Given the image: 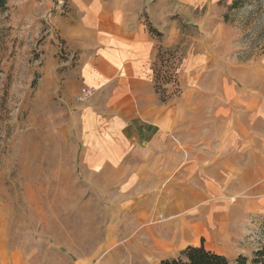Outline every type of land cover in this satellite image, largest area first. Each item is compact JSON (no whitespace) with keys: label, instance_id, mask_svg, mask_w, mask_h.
<instances>
[{"label":"crops","instance_id":"1","mask_svg":"<svg viewBox=\"0 0 264 264\" xmlns=\"http://www.w3.org/2000/svg\"><path fill=\"white\" fill-rule=\"evenodd\" d=\"M45 2L49 10L59 7ZM13 4L24 6L7 1ZM29 4L36 9L39 1ZM136 6L135 0H66L65 14L50 17L75 55L65 94L73 99L81 88L88 92L76 103L70 158L88 187L103 191V212L115 215L104 225L109 261L156 264L202 239L231 260L250 258L259 245L255 221L264 220V52L256 63L232 57L211 85L183 84L180 76L178 93L163 101L152 71L159 41ZM196 59L204 77L207 57H187L184 67L190 73ZM209 237L229 250L208 247ZM118 245L127 248L119 262L112 256Z\"/></svg>","mask_w":264,"mask_h":264},{"label":"rangeland","instance_id":"2","mask_svg":"<svg viewBox=\"0 0 264 264\" xmlns=\"http://www.w3.org/2000/svg\"><path fill=\"white\" fill-rule=\"evenodd\" d=\"M38 1L36 9L21 0L25 7L0 10V234L9 249L6 253L0 243V264H114L103 244L104 225L115 215L103 212V191L94 183L89 188L88 177L77 173L70 158L79 100L63 88L73 77L75 55L50 20L54 13L65 14L66 0H52L59 2L52 10L46 0ZM135 1L146 27L164 31L152 33L159 41L152 71L160 89L170 94L173 73L178 85L180 76L183 84L211 85L232 57H255L256 63L264 52V0ZM187 57H207L204 77L198 59L188 73ZM230 83L242 85L235 77ZM256 237L264 242V220L255 221L257 242ZM205 241L229 250L215 237ZM126 252L118 245L112 256L119 262Z\"/></svg>","mask_w":264,"mask_h":264},{"label":"trees","instance_id":"3","mask_svg":"<svg viewBox=\"0 0 264 264\" xmlns=\"http://www.w3.org/2000/svg\"><path fill=\"white\" fill-rule=\"evenodd\" d=\"M6 8L7 0H0V10H5ZM147 27L151 33H160L152 24H148ZM171 78L172 82L175 84V90L172 94H167L164 88L160 89L157 83V77L156 80L154 79L156 90L159 92L160 98L163 101L166 100L167 97L177 94L179 91L177 75L173 73ZM257 242L259 245L252 252L250 258L239 254L231 260L224 254L206 248L202 239L200 244H189L182 248L176 256L162 258L156 264H264V242H260L258 238Z\"/></svg>","mask_w":264,"mask_h":264},{"label":"built area","instance_id":"4","mask_svg":"<svg viewBox=\"0 0 264 264\" xmlns=\"http://www.w3.org/2000/svg\"><path fill=\"white\" fill-rule=\"evenodd\" d=\"M87 95H88V92L86 91V89L85 88H81L80 89V94L77 96V99L79 101H82L83 99H85L87 97Z\"/></svg>","mask_w":264,"mask_h":264}]
</instances>
